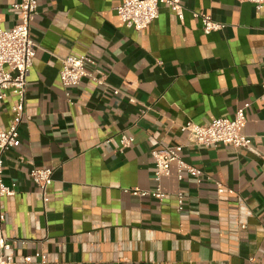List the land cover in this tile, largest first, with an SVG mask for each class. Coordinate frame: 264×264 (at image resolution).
I'll return each mask as SVG.
<instances>
[{
  "label": "crops",
  "instance_id": "1",
  "mask_svg": "<svg viewBox=\"0 0 264 264\" xmlns=\"http://www.w3.org/2000/svg\"><path fill=\"white\" fill-rule=\"evenodd\" d=\"M20 2L0 0V29L19 23ZM122 2L39 0L28 118L20 147L4 159L3 180L16 187L2 201L11 254L24 264H264V7L181 0L183 21L162 5L136 31L117 13ZM194 13L224 27L206 34ZM83 55L95 59L104 85L65 87L63 60ZM17 102L12 93L0 101V131ZM246 104L250 148L195 145L181 131L234 119ZM123 135L133 140L126 149ZM179 145L209 179L199 184L173 163L163 202L126 192L153 189L152 152ZM34 168L53 169L46 198Z\"/></svg>",
  "mask_w": 264,
  "mask_h": 264
},
{
  "label": "built area",
  "instance_id": "2",
  "mask_svg": "<svg viewBox=\"0 0 264 264\" xmlns=\"http://www.w3.org/2000/svg\"><path fill=\"white\" fill-rule=\"evenodd\" d=\"M237 1L252 3L257 10L264 7V0ZM162 5L167 6L178 19L183 21L185 7L181 0H123L117 8V13L126 27L143 31L159 18ZM14 8L19 12V23L10 30L0 29V101H4L10 93L18 98V102L12 108L13 119L10 128L0 131V264H24L18 262L11 254L13 242L5 235L4 227L8 216L3 209L2 201L4 198L15 196L16 187L6 185L3 174L5 156L8 152L20 147V128L28 118L26 115L28 77L37 54V45L32 39L31 27L38 13L39 0H22L15 4ZM194 16L201 19L206 34L219 31L224 27L208 14L194 13ZM60 76L65 87H76L84 79H90L98 85H104L106 80L105 75L97 69L95 59L88 55L66 57L62 62ZM115 94L119 95L120 91L116 90ZM249 107L250 104H246L240 108L234 119L218 118L207 126L187 122L182 125L181 131L187 136L189 143L195 145L205 147L222 145L233 149L250 148L252 139L244 134ZM132 143L133 140L126 135L121 137L122 149L130 147ZM182 150L183 145H179L153 151L155 187L150 190L134 188L126 192L135 196L153 197L163 202L166 193L162 189L161 181L164 176L170 174L173 163H177L180 172L187 171L199 184L209 179L204 177L199 169L188 165L183 160ZM30 177L46 198L49 187L53 183V169L34 168L30 172ZM218 191L221 193L225 191L221 184H218ZM178 199L179 207L182 209L184 196L180 194ZM28 262L30 258H25V263Z\"/></svg>",
  "mask_w": 264,
  "mask_h": 264
}]
</instances>
